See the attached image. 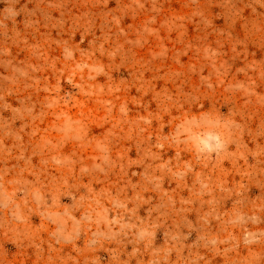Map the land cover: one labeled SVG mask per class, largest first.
<instances>
[{"label":"rangeland","instance_id":"374dc122","mask_svg":"<svg viewBox=\"0 0 264 264\" xmlns=\"http://www.w3.org/2000/svg\"><path fill=\"white\" fill-rule=\"evenodd\" d=\"M0 264H264V0H0Z\"/></svg>","mask_w":264,"mask_h":264},{"label":"clouds","instance_id":"9594fccd","mask_svg":"<svg viewBox=\"0 0 264 264\" xmlns=\"http://www.w3.org/2000/svg\"><path fill=\"white\" fill-rule=\"evenodd\" d=\"M198 151L204 154L218 153L225 148V140L218 132H208L195 138Z\"/></svg>","mask_w":264,"mask_h":264}]
</instances>
